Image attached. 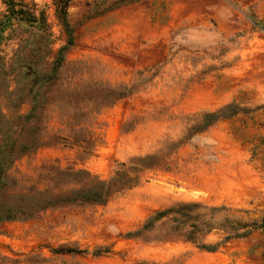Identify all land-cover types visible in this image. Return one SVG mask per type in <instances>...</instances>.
Listing matches in <instances>:
<instances>
[{
  "label": "rangeland",
  "instance_id": "obj_1",
  "mask_svg": "<svg viewBox=\"0 0 264 264\" xmlns=\"http://www.w3.org/2000/svg\"><path fill=\"white\" fill-rule=\"evenodd\" d=\"M17 1L29 12H46L53 53L66 43L54 0ZM115 2L69 1L75 44L37 123L50 142L12 163L9 191L50 185L43 175L48 164L109 179L134 156L166 151L167 162L143 171L138 185L105 205L67 206L39 219L1 223L0 264H264V0H135L99 14ZM6 9L0 0V18ZM15 27L0 41V142L7 131L23 129L25 138L32 130L16 119L29 104L11 105L21 78L19 42L37 29ZM96 80L134 87L98 113L87 94L75 99L58 90ZM229 103L248 110L184 139L201 112ZM80 126L95 143L73 144L72 130ZM190 201L225 207L207 215L216 228L192 239L170 233L157 240L175 225L170 219L148 238L127 236L155 211ZM245 230L249 234L241 236ZM63 245L89 253L54 251ZM96 246L110 252L94 256Z\"/></svg>",
  "mask_w": 264,
  "mask_h": 264
},
{
  "label": "trees",
  "instance_id": "obj_2",
  "mask_svg": "<svg viewBox=\"0 0 264 264\" xmlns=\"http://www.w3.org/2000/svg\"><path fill=\"white\" fill-rule=\"evenodd\" d=\"M70 0H54L56 15L60 19L67 34L66 43L53 53L51 45L53 43L52 33L47 21L46 12L40 10L38 13L29 12L25 5L17 0H2L6 5L7 12L0 18V41L9 37L15 32L17 27L26 25L34 26L37 30L33 38H24L19 42L16 51L17 60L21 69V78H17V90L14 95L16 102L11 105L18 110L23 103L29 104L30 108L26 113H17L16 119L24 123H30L32 130L28 136L22 138L20 133L14 135L7 131L0 142V224L10 221H28L39 219L50 209H57L73 205H105L111 197L118 192L139 184L141 173L146 169L164 165L168 158V153H149L138 155L131 158L129 164L122 163V167L115 172L109 179L101 178L86 169L60 168L53 164H48L43 170V175L48 176L50 181L47 187L37 188L30 186L22 192H10L8 170L12 163L21 155L34 151L41 146L48 144L38 134L37 123L41 118L43 109L46 107L49 94L58 85L60 79V69L66 65L67 53L75 44V27L70 21L68 14V4ZM135 0H117L115 4L100 11L105 13L124 3ZM254 24H260L254 20ZM264 28V26H263ZM9 33L6 35V33ZM25 51V52H24ZM48 59H51L48 61ZM48 61V62H47ZM134 86L127 84H111L103 80L87 81L76 84L72 87H61V96L70 95L78 99L83 94H87L88 101L93 106L94 113L115 104L119 99L127 97L133 91ZM248 109L240 107L235 103H229L214 111H203L199 114L198 121L188 129L184 139H189L193 133L201 132L210 127L222 117L233 116L240 111ZM83 113L89 114L88 109H82ZM74 116V115H73ZM84 126L73 129L74 136L71 137L73 144L95 143L96 139L82 135ZM182 142L171 141L166 145V150L178 147ZM93 148L86 151L90 154ZM72 184L73 186L63 188V185ZM225 207H207L200 202H179L175 205L165 207L155 211L147 217L141 227L133 232L127 233L129 238L146 237V234L154 230L158 224L165 225L167 220H172L175 225L170 226V230H165L156 239L162 240L170 236V233L178 234L188 239L195 238L198 233L210 232L215 227L216 221L207 217L209 213ZM191 229H186L188 221ZM243 227H248L244 223ZM237 228L234 232H237ZM249 234V230L241 233V236ZM214 245L202 247L208 251H213ZM215 247V246H214ZM62 253L86 254L87 249L61 246L54 251ZM110 252L107 246H96L91 252L94 256H101Z\"/></svg>",
  "mask_w": 264,
  "mask_h": 264
},
{
  "label": "crops",
  "instance_id": "obj_3",
  "mask_svg": "<svg viewBox=\"0 0 264 264\" xmlns=\"http://www.w3.org/2000/svg\"><path fill=\"white\" fill-rule=\"evenodd\" d=\"M112 10V9H111ZM110 11V10H109Z\"/></svg>",
  "mask_w": 264,
  "mask_h": 264
}]
</instances>
